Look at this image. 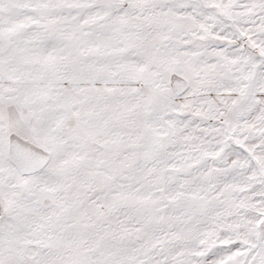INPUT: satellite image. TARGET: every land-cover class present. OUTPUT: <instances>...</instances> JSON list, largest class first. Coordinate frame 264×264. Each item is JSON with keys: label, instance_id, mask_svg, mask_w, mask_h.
Instances as JSON below:
<instances>
[{"label": "snow or ice", "instance_id": "snow-or-ice-1", "mask_svg": "<svg viewBox=\"0 0 264 264\" xmlns=\"http://www.w3.org/2000/svg\"><path fill=\"white\" fill-rule=\"evenodd\" d=\"M0 264H264V0H0Z\"/></svg>", "mask_w": 264, "mask_h": 264}]
</instances>
